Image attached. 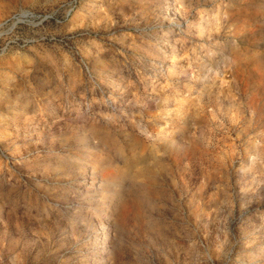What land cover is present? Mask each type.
I'll return each mask as SVG.
<instances>
[{
    "label": "rangeland",
    "instance_id": "1",
    "mask_svg": "<svg viewBox=\"0 0 264 264\" xmlns=\"http://www.w3.org/2000/svg\"><path fill=\"white\" fill-rule=\"evenodd\" d=\"M0 264H264V0H0Z\"/></svg>",
    "mask_w": 264,
    "mask_h": 264
},
{
    "label": "built area",
    "instance_id": "2",
    "mask_svg": "<svg viewBox=\"0 0 264 264\" xmlns=\"http://www.w3.org/2000/svg\"><path fill=\"white\" fill-rule=\"evenodd\" d=\"M71 10H72V9L68 10V12L65 13V17H66V18L69 16Z\"/></svg>",
    "mask_w": 264,
    "mask_h": 264
}]
</instances>
